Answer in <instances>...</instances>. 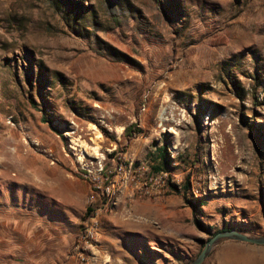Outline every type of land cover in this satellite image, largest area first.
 Returning <instances> with one entry per match:
<instances>
[{
	"label": "rangeland",
	"instance_id": "1",
	"mask_svg": "<svg viewBox=\"0 0 264 264\" xmlns=\"http://www.w3.org/2000/svg\"><path fill=\"white\" fill-rule=\"evenodd\" d=\"M131 125L145 135L128 140ZM163 146L176 175L166 191L131 197L129 181L97 216L83 162L135 173L160 164ZM186 182L185 195L171 187ZM185 196L207 206L183 210L182 235L161 233V206ZM14 212L63 232L71 250L97 216L99 245L159 264L198 256L211 236L195 218L213 233L264 234V0H0V218ZM131 214L149 235L127 231ZM243 245L204 264H264V246Z\"/></svg>",
	"mask_w": 264,
	"mask_h": 264
},
{
	"label": "crops",
	"instance_id": "2",
	"mask_svg": "<svg viewBox=\"0 0 264 264\" xmlns=\"http://www.w3.org/2000/svg\"><path fill=\"white\" fill-rule=\"evenodd\" d=\"M169 199H166L168 201ZM207 206V202L205 201ZM183 206L186 208L183 209ZM159 211L161 233L183 234L181 224L182 213L189 211L197 217L193 207L185 203H173L168 206H161ZM167 208H170L168 213ZM21 213H10L0 218V264H66L67 262H75L74 257H71V250L64 242V233H60L57 237L54 235L52 226L39 224L33 217V214L27 218ZM133 217V218H132ZM137 217V218H136ZM141 214H131L128 216L125 224L131 225L127 231L136 233L138 237H142L140 232H147L148 226H145L141 221L144 220ZM174 218L172 227L167 225L168 218ZM193 219V218H192ZM216 221V220H215ZM43 225V226H42ZM51 225H53L51 223ZM213 225V224H211ZM101 237L103 239V228H100ZM99 231V232H100ZM160 233V232H157ZM149 235V233L147 232ZM162 237L165 234H161ZM159 237L158 234L154 235ZM157 240V239H155ZM159 241V240H158ZM161 242V241H160ZM165 241H162V244ZM227 250L247 251L248 246L243 244L223 245ZM112 247L102 242V245H97L94 254L89 264H159L158 261L151 260L142 262V257L148 256V252L139 248L134 250L125 247L124 250ZM264 259V258H263ZM255 262L253 257H234L225 256L222 261L217 264H252Z\"/></svg>",
	"mask_w": 264,
	"mask_h": 264
},
{
	"label": "built area",
	"instance_id": "3",
	"mask_svg": "<svg viewBox=\"0 0 264 264\" xmlns=\"http://www.w3.org/2000/svg\"><path fill=\"white\" fill-rule=\"evenodd\" d=\"M153 159L149 158L140 163L135 173L131 172L132 166L120 162L113 170H108L102 163L88 164L83 162L82 176L88 180L95 192L90 199V208L98 216L115 210L119 203V194L129 181H134L135 188L131 197H154L163 194L169 186L170 180L176 175L172 169L153 170ZM97 216L92 217L81 231L74 246L71 257L75 262L66 264H89L94 250L98 244L99 226Z\"/></svg>",
	"mask_w": 264,
	"mask_h": 264
},
{
	"label": "water",
	"instance_id": "4",
	"mask_svg": "<svg viewBox=\"0 0 264 264\" xmlns=\"http://www.w3.org/2000/svg\"><path fill=\"white\" fill-rule=\"evenodd\" d=\"M226 243H242L254 246H264V234L243 229L222 230L204 241V247L198 256L187 264H204L213 252Z\"/></svg>",
	"mask_w": 264,
	"mask_h": 264
},
{
	"label": "trees",
	"instance_id": "5",
	"mask_svg": "<svg viewBox=\"0 0 264 264\" xmlns=\"http://www.w3.org/2000/svg\"><path fill=\"white\" fill-rule=\"evenodd\" d=\"M125 137L128 140H132L134 138H137L139 136H143L145 135V132L139 128L137 125H131L125 128V132H124ZM168 146H163L158 153V157L161 161L160 164L153 166V170L155 172L163 170V169H172V163L171 161H169V153H168ZM172 189H174V191H178V192H184V195L186 192H188L191 189L190 183L186 182L184 184L183 187H181V191L178 189V187L175 184H171ZM185 201L188 205H190L191 207H193L195 214L197 215L198 213H202V208L206 205V203L201 199H189L185 196ZM195 224L198 227L199 230L203 231V232H207L210 234V236L212 237L213 235H215L216 233L222 231V230H227V229H236L233 226H227L225 225L224 228H222L221 230L213 233L212 232V228L211 227H207L204 225V223L199 219V218H195Z\"/></svg>",
	"mask_w": 264,
	"mask_h": 264
}]
</instances>
